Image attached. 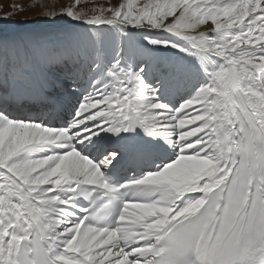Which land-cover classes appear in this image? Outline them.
<instances>
[{"label":"snow or ice","instance_id":"obj_1","mask_svg":"<svg viewBox=\"0 0 264 264\" xmlns=\"http://www.w3.org/2000/svg\"><path fill=\"white\" fill-rule=\"evenodd\" d=\"M89 2L0 30V264H264V0Z\"/></svg>","mask_w":264,"mask_h":264},{"label":"rangeland","instance_id":"obj_2","mask_svg":"<svg viewBox=\"0 0 264 264\" xmlns=\"http://www.w3.org/2000/svg\"><path fill=\"white\" fill-rule=\"evenodd\" d=\"M49 1H53V3L41 2L39 0H0V17H4L5 15H10V21L0 20V30L2 31L5 30L6 32L11 30L13 27L25 23H35V24H41L43 26H46V24H53L43 17V12L45 9L42 7V5L44 4L55 5L54 10L57 12H59L61 9L60 8L57 9L58 7H60L58 6L57 0H49ZM115 2L116 0H90V2L88 3V7L91 8L93 3L106 4V3H115ZM81 4L82 5L85 4V0H81ZM60 21L63 20H59L56 23H59ZM66 26H70V24H67ZM70 30L80 31L81 29L75 30L73 27H71Z\"/></svg>","mask_w":264,"mask_h":264},{"label":"bare ground","instance_id":"obj_3","mask_svg":"<svg viewBox=\"0 0 264 264\" xmlns=\"http://www.w3.org/2000/svg\"><path fill=\"white\" fill-rule=\"evenodd\" d=\"M39 1L46 3H53V1H49V0H39ZM69 1L70 0H57L58 6H60L57 9L59 8L61 9V7L69 3ZM67 24L69 23H67L66 20L60 21L59 23L56 24L54 23L46 24V26L35 23H25L13 27L11 30L6 32L9 34H25V35L38 34L47 42L50 48H57L61 45V41L64 37H66L69 33L74 32L73 30H70L71 27L73 26L72 25L66 26ZM74 29L76 30L77 28ZM56 98L57 97H54L50 101L52 102Z\"/></svg>","mask_w":264,"mask_h":264}]
</instances>
